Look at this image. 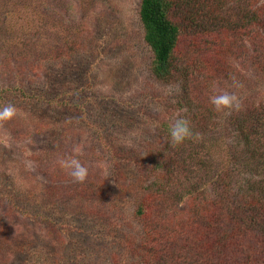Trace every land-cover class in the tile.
Returning a JSON list of instances; mask_svg holds the SVG:
<instances>
[{"label": "rangeland", "instance_id": "obj_1", "mask_svg": "<svg viewBox=\"0 0 264 264\" xmlns=\"http://www.w3.org/2000/svg\"><path fill=\"white\" fill-rule=\"evenodd\" d=\"M140 2L0 0V105L16 108L0 122V264H163L153 251L164 243L199 264L191 236L209 202L222 189L233 200L263 187L264 162L246 154L233 123L264 104V32L250 20L257 10L264 23V0H213L210 28L230 50L220 74L211 52L195 49L193 30L181 42L174 63L192 62L191 99L177 74L152 73ZM223 91L239 108L209 103ZM178 117L198 136L172 145L167 129ZM66 155L88 168L83 182L60 166Z\"/></svg>", "mask_w": 264, "mask_h": 264}, {"label": "trees", "instance_id": "obj_2", "mask_svg": "<svg viewBox=\"0 0 264 264\" xmlns=\"http://www.w3.org/2000/svg\"><path fill=\"white\" fill-rule=\"evenodd\" d=\"M197 4L198 6L193 0H141L139 6L143 39L153 54L152 73L160 81H169L177 74L184 83V94L189 97L192 96V92L194 96L197 95L199 86L193 84L195 76L188 75L189 72H193L192 62L187 65V69L186 66L182 69L176 68L174 58L181 42L186 40L193 30L192 40L195 49L199 46V53L210 51L216 62L214 65L219 63L218 66H214L215 71L212 73L216 75L221 73V67L224 65L222 55L230 51L228 47L224 49L221 45L220 35L216 37V29L210 28L216 22L215 16H218L219 5L213 6V0L203 5L198 2ZM250 20L255 22L257 29L264 32V23L260 26L258 24L261 21L259 11L251 12ZM195 63L197 65L194 74L197 75L202 65L198 60H195ZM251 109L247 107L246 111H249L234 121L235 134L237 141L251 159L257 157L255 161L261 159L264 162V154L258 152L260 148L257 145L264 139V104ZM252 167L257 168L256 165ZM258 176L263 181L258 184H264V172ZM219 185L229 187L225 184ZM221 191L222 197L209 202L210 207L203 213L208 214L205 223L195 232V236H191L199 250L197 255L194 253L197 261L195 263L264 264V185L260 190L255 186L256 195L250 198L242 197L236 191L233 194L235 198L230 200L228 189ZM140 203L138 214L146 209L147 198ZM179 236H173L175 246L177 244L182 246L190 239L188 234ZM153 253H156L157 261L160 258L165 261L163 264H184L180 256L172 252L166 243Z\"/></svg>", "mask_w": 264, "mask_h": 264}, {"label": "clouds", "instance_id": "obj_3", "mask_svg": "<svg viewBox=\"0 0 264 264\" xmlns=\"http://www.w3.org/2000/svg\"><path fill=\"white\" fill-rule=\"evenodd\" d=\"M209 103L217 110L228 108H239L238 97L234 93L227 91L209 97ZM16 114V108L12 104L0 105V122L12 119ZM170 143L172 145L182 144L185 140L192 139L198 134L193 133L189 121L183 117H178L167 129ZM78 148L74 152H79ZM59 164L63 168L69 169L70 176L77 182H83L88 175V168L81 163L75 155H66L59 159Z\"/></svg>", "mask_w": 264, "mask_h": 264}]
</instances>
